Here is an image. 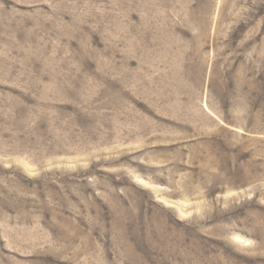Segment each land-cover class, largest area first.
I'll use <instances>...</instances> for the list:
<instances>
[{
  "label": "rangeland",
  "instance_id": "1",
  "mask_svg": "<svg viewBox=\"0 0 264 264\" xmlns=\"http://www.w3.org/2000/svg\"><path fill=\"white\" fill-rule=\"evenodd\" d=\"M0 264H264V0H0Z\"/></svg>",
  "mask_w": 264,
  "mask_h": 264
}]
</instances>
